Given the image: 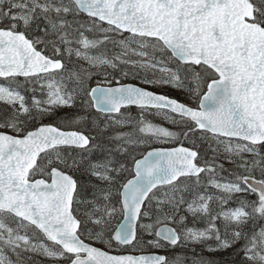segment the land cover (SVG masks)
I'll list each match as a JSON object with an SVG mask.
<instances>
[{"label":"snow or ice","instance_id":"6c2138e0","mask_svg":"<svg viewBox=\"0 0 264 264\" xmlns=\"http://www.w3.org/2000/svg\"><path fill=\"white\" fill-rule=\"evenodd\" d=\"M0 103V264H264V0H0Z\"/></svg>","mask_w":264,"mask_h":264},{"label":"trees","instance_id":"16d2710c","mask_svg":"<svg viewBox=\"0 0 264 264\" xmlns=\"http://www.w3.org/2000/svg\"><path fill=\"white\" fill-rule=\"evenodd\" d=\"M22 79V78H21ZM134 82H136V81H134ZM23 91V90H22ZM30 95V94H29ZM178 98H181V97H178ZM6 106L5 105H3L2 103H0V110H3L4 108H5ZM130 111H131V113H132V115L133 116H135V115H137V112H138V110L136 109V108H131L130 109ZM151 117V120L154 122V123H157V124H160L161 126H164V127H168L169 129H172V130H175L174 129V126L173 125H171L170 123H168L167 121H165V120H163L161 117H159V116H150ZM88 125H87V122H86V125H85V127H87ZM125 131H127V129H125ZM189 143L190 142H185V144H187V145H189ZM100 156H101V153H97L96 154V158L98 159V158H100ZM224 164H225V168H232V165L231 164H229V163H227L226 161L224 162ZM224 175L225 176H227V173H224ZM209 191H212L211 189H209ZM215 205H213V207H214ZM202 226V225H201ZM177 251V253H184L185 251H181V250H176ZM197 251H199V249H197ZM233 250L231 249V250H229L228 252H226V253H221V254H218V253H208V254H206V253H204V255L205 256H207V257H209V258H215L216 260H218V261H221V260H227V259H230V253L232 252ZM190 254V253H189Z\"/></svg>","mask_w":264,"mask_h":264},{"label":"rangeland","instance_id":"374dc122","mask_svg":"<svg viewBox=\"0 0 264 264\" xmlns=\"http://www.w3.org/2000/svg\"><path fill=\"white\" fill-rule=\"evenodd\" d=\"M142 86H145V87H148L147 85H142ZM150 89H153V90H158V91H167V92H169V93H172V94H175L176 96H179V97H181V98H183V96H182V93L180 92V91H178V90H172V89H160V88H156V87H150ZM148 119L149 120H151V117L149 116L148 117ZM229 206H235V205H229ZM150 251H158V250H156V249H149ZM179 250V249H178ZM180 250H182V249H180ZM230 250V249H229ZM226 252V251H225ZM225 252H216V253H219V254H221V253H225ZM206 254H208L209 252H205Z\"/></svg>","mask_w":264,"mask_h":264},{"label":"water","instance_id":"95a60500","mask_svg":"<svg viewBox=\"0 0 264 264\" xmlns=\"http://www.w3.org/2000/svg\"><path fill=\"white\" fill-rule=\"evenodd\" d=\"M131 83H134V82H131ZM143 87H144V86H143ZM149 90H151V91H155V90H152V89H149ZM155 92H157V91H155ZM185 146H188V145H185ZM135 254L139 255V254H141V253H135Z\"/></svg>","mask_w":264,"mask_h":264}]
</instances>
